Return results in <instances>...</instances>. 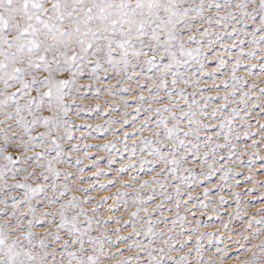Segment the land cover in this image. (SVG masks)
Returning a JSON list of instances; mask_svg holds the SVG:
<instances>
[{"label":"rangeland","instance_id":"obj_1","mask_svg":"<svg viewBox=\"0 0 264 264\" xmlns=\"http://www.w3.org/2000/svg\"><path fill=\"white\" fill-rule=\"evenodd\" d=\"M0 264H264V0H0Z\"/></svg>","mask_w":264,"mask_h":264}]
</instances>
